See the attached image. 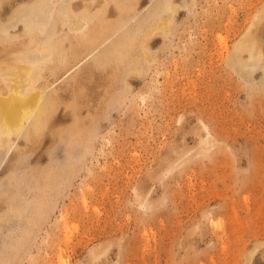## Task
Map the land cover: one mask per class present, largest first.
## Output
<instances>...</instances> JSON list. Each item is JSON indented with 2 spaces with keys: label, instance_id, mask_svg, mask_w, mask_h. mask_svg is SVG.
<instances>
[{
  "label": "rangeland",
  "instance_id": "obj_1",
  "mask_svg": "<svg viewBox=\"0 0 264 264\" xmlns=\"http://www.w3.org/2000/svg\"><path fill=\"white\" fill-rule=\"evenodd\" d=\"M261 4L197 0L142 44L150 58L137 34L128 58L99 51L65 77L58 69L57 81L47 62L55 91L19 139L33 165L18 172L28 184L19 226L0 223V264H264V75L241 77L237 56L226 63ZM92 28L87 43L60 39L80 58L114 30ZM12 48H0V61ZM15 153L0 179L15 176ZM0 187L1 213L18 188ZM19 228L24 241L3 260Z\"/></svg>",
  "mask_w": 264,
  "mask_h": 264
},
{
  "label": "bare ground",
  "instance_id": "obj_2",
  "mask_svg": "<svg viewBox=\"0 0 264 264\" xmlns=\"http://www.w3.org/2000/svg\"><path fill=\"white\" fill-rule=\"evenodd\" d=\"M4 1L11 2V0H0V9H2L1 6ZM13 1L16 4H12L13 7L7 10L10 12L4 17L0 13V48L4 46L14 47L5 54L3 61H0V79L3 81L2 87H0V169L5 165L6 159L9 156L13 157L16 152L14 161L10 164L15 176H7L0 179V182L17 187L19 192L10 197V200L8 199L5 210L0 213V223H4L3 225H6V228L9 226L15 228L20 224L17 222L20 220H16L15 216H19L23 212L24 203L22 202L23 197L20 198L22 192H20V189L24 188L26 180L18 172L19 170L31 169L33 164L28 161L30 155L27 156L20 152L18 144L19 139H27V130L36 125V118H39V113H42L50 105L49 101L53 98L55 84L53 81L50 84L47 77L53 76L56 81L60 80L56 77L60 72L58 69L67 67L63 76L65 77L84 60L99 51L100 55L110 53L113 56L114 53H118L124 58L125 56L128 58L130 56L129 50L133 48L131 36L133 35V38H136L134 35L137 34L139 37L137 42L141 43L139 49L148 58L150 55L148 48L142 44H145L146 41L148 44L154 43V40L148 38L154 34V30L160 27H164L165 30L168 29L167 27H171L172 23L177 21L181 11L190 13L197 2V0H147V2L145 0ZM143 1L146 2L144 5H142ZM111 8L115 14L112 17L109 15L112 12ZM262 22H264V4L254 9L245 30L234 43L233 52H230L227 57L226 63L230 66L236 65L235 57H238L241 77H252L259 69L264 75V36L261 37L254 32L256 30V33H262L261 26L264 25H261ZM95 23L100 24L102 28L97 30L103 31L113 27V34L103 40L98 48L82 56L83 58L75 57L74 50L66 49L65 43L60 38L66 37L69 32L73 35L79 34L87 43L88 37L94 32L92 26ZM164 34L166 36V32ZM217 37L218 40L223 41L220 35ZM70 42H66L68 47L71 46ZM244 51L247 52L245 57L242 56ZM6 59L10 60L7 61ZM49 61L53 64L47 69L48 76L44 77L45 74L42 73V70ZM3 65L5 69L2 67ZM128 71L130 73L129 69ZM236 72L238 73V71ZM39 74L42 82H39L40 85H35L34 79L38 78ZM261 79L264 82V76ZM64 94H67V92H64ZM33 105H35L34 115L29 117L30 119L28 118L26 123H23L21 121L23 111L33 107ZM64 117L65 115L62 116V118ZM73 131L70 129L67 134H72ZM69 138H71V135ZM46 171L47 173L51 172ZM25 234L22 228L17 229L13 234L9 233L11 244L3 248V257L5 253H11L13 247H17L18 242L24 241ZM6 258L5 256L2 259L5 260Z\"/></svg>",
  "mask_w": 264,
  "mask_h": 264
}]
</instances>
